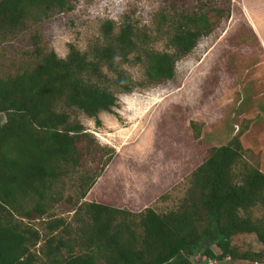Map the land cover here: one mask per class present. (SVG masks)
I'll return each mask as SVG.
<instances>
[{"label": "trees", "instance_id": "trees-1", "mask_svg": "<svg viewBox=\"0 0 264 264\" xmlns=\"http://www.w3.org/2000/svg\"><path fill=\"white\" fill-rule=\"evenodd\" d=\"M168 2L154 29H141L128 16L121 24L107 21L87 52L71 45L61 59L37 47L35 67L15 74L0 69V115L6 118L0 124V264L264 263V250L251 254L234 245L239 235H255L264 247V173L244 161L240 135L210 150L167 212L83 202L115 153L97 148L74 113L100 126L99 115L112 114L119 95L175 79L178 63L233 12V0ZM75 8V0H0V45L32 22ZM160 41L162 51L154 47ZM129 65L144 67L143 80L132 77ZM91 163L98 166L92 170ZM71 178L81 191L77 230L51 213L54 193ZM170 195L160 201L168 203Z\"/></svg>", "mask_w": 264, "mask_h": 264}, {"label": "rangeland", "instance_id": "rangeland-1", "mask_svg": "<svg viewBox=\"0 0 264 264\" xmlns=\"http://www.w3.org/2000/svg\"><path fill=\"white\" fill-rule=\"evenodd\" d=\"M75 4V11L32 22L26 31L1 44L0 69L15 74L27 65L35 67L37 47L54 51L61 59L68 57L71 45L87 52L101 38L107 21L121 24L128 16L141 29L151 30L154 18L170 10L168 0H75ZM154 47L164 50L165 41ZM126 68L136 81L143 80L144 67ZM176 72L175 79L162 85L119 95L113 113L99 115L100 126L96 119L74 113L94 136L97 148L115 153L102 183L87 200L132 211L154 202L152 207L167 212L188 190V178L210 150L228 145L239 135L244 161L264 173V49L241 11L235 9L228 22L203 38L178 63ZM5 121V115H0V124ZM97 166L91 163L90 168ZM78 185L76 178L65 179L54 193L51 212L73 230L81 226L73 220L78 208L74 205L81 197ZM166 194H171L169 202H161ZM234 245L245 253L264 250L255 235H239ZM209 264L264 263L228 259Z\"/></svg>", "mask_w": 264, "mask_h": 264}, {"label": "crops", "instance_id": "crops-1", "mask_svg": "<svg viewBox=\"0 0 264 264\" xmlns=\"http://www.w3.org/2000/svg\"><path fill=\"white\" fill-rule=\"evenodd\" d=\"M235 9L240 10L243 16L245 17V19H247L248 23L252 26L256 37L258 38L264 49V0H233V11ZM104 174L98 180L95 187L91 190V193L94 192L95 188H97V186H99L102 183ZM84 202H88V203L95 202L115 209L127 210L133 213H141L145 211L147 208L152 207V205L154 204L153 202L152 204L148 205L150 207L146 206L144 207V209L141 208L138 211H132L128 208L118 207L117 205H112L108 203H100L97 202L96 200L94 201L92 200L90 202L89 200L85 199Z\"/></svg>", "mask_w": 264, "mask_h": 264}, {"label": "bare ground", "instance_id": "bare-ground-1", "mask_svg": "<svg viewBox=\"0 0 264 264\" xmlns=\"http://www.w3.org/2000/svg\"><path fill=\"white\" fill-rule=\"evenodd\" d=\"M121 158H122V156H121ZM125 159V158H124ZM121 161V160H120ZM124 162V161H123Z\"/></svg>", "mask_w": 264, "mask_h": 264}]
</instances>
